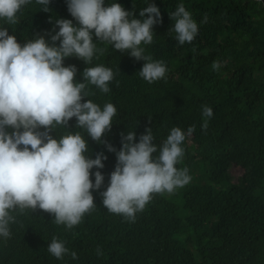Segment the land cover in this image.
I'll return each mask as SVG.
<instances>
[{
	"label": "trees",
	"instance_id": "trees-1",
	"mask_svg": "<svg viewBox=\"0 0 264 264\" xmlns=\"http://www.w3.org/2000/svg\"><path fill=\"white\" fill-rule=\"evenodd\" d=\"M114 2L134 9L138 19L149 3L160 9L162 22L154 25L153 43L141 46L146 55L165 62L166 78L149 84L139 76L143 60L95 42V36L97 47L105 49L103 54L97 53L89 65L76 57L66 58L64 64L77 67L80 82L87 66L104 65L116 73L110 92L89 85L95 94L84 99L101 107L109 102L116 106L117 116L103 139L117 151L121 133L135 131L139 142L150 127L159 146L173 127L186 131L195 125L182 144L185 155L176 165L188 168L192 179L172 194H155L136 213L135 221H128L110 213L100 195L109 184L116 154L84 133L88 155L94 159L103 151L107 156L102 169L91 170L93 182L95 171L104 175L101 189L92 190L95 210L71 230L56 225L53 216L40 209L14 212L11 238H0V264H264V4L258 0H105V6ZM181 3L199 28L196 38L184 45L168 31L174 23L169 13ZM49 7V12L42 11L31 0L17 14V24L0 20V26L21 44L37 34L50 39L55 19L73 17L67 0H51ZM205 16L207 22L200 23ZM213 62L221 64L218 71ZM203 105L214 113L206 130L201 127ZM75 125L73 117L69 129L58 126L52 135L83 131ZM236 166L243 170L237 177L232 174ZM54 236L65 241L78 259L70 254L63 259L52 256L47 249Z\"/></svg>",
	"mask_w": 264,
	"mask_h": 264
},
{
	"label": "clouds",
	"instance_id": "clouds-1",
	"mask_svg": "<svg viewBox=\"0 0 264 264\" xmlns=\"http://www.w3.org/2000/svg\"><path fill=\"white\" fill-rule=\"evenodd\" d=\"M30 3L31 0H0V20L7 25L17 24V14ZM35 3L49 12L51 0ZM67 8L76 23L73 19H55L50 39L37 34L21 44L8 28L0 26V238L4 240L12 236L10 225L16 223L13 213L17 211L24 214L26 210H43L53 216L56 225L71 230L85 214L95 210L92 190L101 189L104 175L95 171L93 182L91 170L102 169L107 156L101 151L91 158L84 133L116 154L109 184L100 195L110 213L128 221L134 222L136 213L155 194H172L192 179L188 168L176 165L185 155L182 144L194 133L195 125L186 131L173 127L159 146L154 143L150 127L139 136V142H135V131H127L121 133L117 151L103 139L117 116L116 106L109 102L101 107L84 99L95 94L89 85L101 93L110 92L109 84L116 73L104 65L87 66L80 82L76 79L77 67L64 64L69 57L91 64L96 54L105 50L97 47L95 42H99L127 52L137 61L143 60L139 76L149 84L165 79V62L146 55L141 46L153 43L154 25L162 22L160 9L149 3L139 11L138 19L134 9L126 10L117 2L105 6V0H67ZM169 16L174 23L168 31L175 33L178 44L191 43L199 28L185 5L179 4ZM206 22L207 16L200 23ZM212 67L218 71L221 64L213 62ZM213 114L210 106H202L203 130ZM73 117L75 128L82 132L52 135L58 126L69 129ZM47 250L57 259L66 254L78 259L77 253L70 252L65 241L55 236Z\"/></svg>",
	"mask_w": 264,
	"mask_h": 264
},
{
	"label": "rangeland",
	"instance_id": "rangeland-1",
	"mask_svg": "<svg viewBox=\"0 0 264 264\" xmlns=\"http://www.w3.org/2000/svg\"><path fill=\"white\" fill-rule=\"evenodd\" d=\"M242 168L239 166L233 167L232 169V174L237 177L238 175H240L242 173Z\"/></svg>",
	"mask_w": 264,
	"mask_h": 264
},
{
	"label": "water",
	"instance_id": "water-1",
	"mask_svg": "<svg viewBox=\"0 0 264 264\" xmlns=\"http://www.w3.org/2000/svg\"><path fill=\"white\" fill-rule=\"evenodd\" d=\"M262 1V3L264 4V0H261Z\"/></svg>",
	"mask_w": 264,
	"mask_h": 264
},
{
	"label": "built area",
	"instance_id": "built-area-1",
	"mask_svg": "<svg viewBox=\"0 0 264 264\" xmlns=\"http://www.w3.org/2000/svg\"><path fill=\"white\" fill-rule=\"evenodd\" d=\"M258 1H261V0H258Z\"/></svg>",
	"mask_w": 264,
	"mask_h": 264
}]
</instances>
